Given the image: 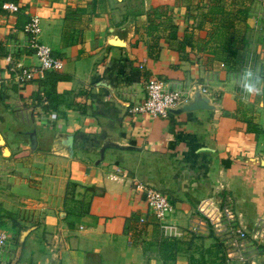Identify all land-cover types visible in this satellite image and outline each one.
I'll use <instances>...</instances> for the list:
<instances>
[{
  "label": "crops",
  "instance_id": "1",
  "mask_svg": "<svg viewBox=\"0 0 264 264\" xmlns=\"http://www.w3.org/2000/svg\"><path fill=\"white\" fill-rule=\"evenodd\" d=\"M3 1L17 8L0 6V229L10 238L0 264H264V240L239 246L218 213L223 195L247 231L264 213V109L231 83L246 64L264 66V0H222L244 12L233 18L245 38L234 69L195 44L208 34V0ZM32 13L62 64L19 83L9 67L36 62L22 30ZM183 35L194 43L185 57ZM150 76L210 107L132 111ZM134 181L162 191L171 210L153 215Z\"/></svg>",
  "mask_w": 264,
  "mask_h": 264
},
{
  "label": "built area",
  "instance_id": "2",
  "mask_svg": "<svg viewBox=\"0 0 264 264\" xmlns=\"http://www.w3.org/2000/svg\"><path fill=\"white\" fill-rule=\"evenodd\" d=\"M0 6L4 9L13 11L17 8L16 3L12 1H3ZM22 30L28 38V45L32 48L36 57V62L29 65L17 67H9L12 71L14 79L19 82L31 81L40 77L45 70L58 69L61 67V60L53 56L47 44L38 40L37 36L40 30L39 18L35 13L28 16L22 26ZM222 64V63H221ZM140 66V64H139ZM205 91L204 87L200 88ZM144 97L134 106L132 111L146 113L152 116H165L167 112L178 105L187 101V92L179 81H167L158 77L150 76L144 82ZM51 117L54 113H50ZM264 130V124L262 125ZM134 189L140 193L147 209L156 217H162L171 210V204L165 194L152 186L146 185L139 181L133 182ZM219 217L226 221L231 233L237 238L239 246L246 237L257 240H264V213L258 215L249 231L243 229L236 222V215L232 209L230 198L223 195L218 206ZM143 216H139L137 221H143ZM8 234L5 230L0 229V248H2L7 239ZM239 259H243L242 255H238ZM17 264H24L18 261Z\"/></svg>",
  "mask_w": 264,
  "mask_h": 264
},
{
  "label": "trees",
  "instance_id": "3",
  "mask_svg": "<svg viewBox=\"0 0 264 264\" xmlns=\"http://www.w3.org/2000/svg\"><path fill=\"white\" fill-rule=\"evenodd\" d=\"M209 8L202 13L204 18H208L210 26L208 29L207 37L201 43H195L201 49H207L210 52L218 53L225 64L231 68H236L237 65H240L241 50L245 45V38L240 27L233 24V18L243 15V10L237 9L232 11L230 9H224L222 0H208ZM1 4V2H0ZM154 13V12H153ZM155 25L151 22L148 25L147 32H151ZM167 38L172 39L176 38L175 25L170 24L169 30L167 32ZM189 45L193 46L194 43L190 39V35H183L177 41L176 49L179 52L181 57H185L184 46ZM159 45L157 43V38L153 37L151 43L148 44L149 53L152 51H157ZM247 127L252 130H256L253 125L248 124ZM67 190L72 188L77 190V188L85 189L86 186H81L73 182H67ZM128 227L125 229L127 230ZM160 245L165 249V247L170 246V242L163 237L160 241ZM216 246L219 248V244L216 243ZM173 258V257H165ZM219 260L221 264H225V258L223 255H220Z\"/></svg>",
  "mask_w": 264,
  "mask_h": 264
},
{
  "label": "clouds",
  "instance_id": "4",
  "mask_svg": "<svg viewBox=\"0 0 264 264\" xmlns=\"http://www.w3.org/2000/svg\"><path fill=\"white\" fill-rule=\"evenodd\" d=\"M231 83L239 90L242 103L256 100V107L264 109V66L246 64L233 75Z\"/></svg>",
  "mask_w": 264,
  "mask_h": 264
},
{
  "label": "water",
  "instance_id": "5",
  "mask_svg": "<svg viewBox=\"0 0 264 264\" xmlns=\"http://www.w3.org/2000/svg\"><path fill=\"white\" fill-rule=\"evenodd\" d=\"M204 107H210V104L207 103L206 98L195 96V97H193V99L191 101L184 102L180 106L175 107V108H171L170 110L177 112L180 110H190V109H194V108H204ZM30 136H31V144H33L34 143V134L33 133L30 134ZM66 139H67V143L70 144L71 136L67 135ZM104 145H117V144H115L113 142H108V143H105ZM101 150H102V147H101Z\"/></svg>",
  "mask_w": 264,
  "mask_h": 264
},
{
  "label": "rangeland",
  "instance_id": "6",
  "mask_svg": "<svg viewBox=\"0 0 264 264\" xmlns=\"http://www.w3.org/2000/svg\"><path fill=\"white\" fill-rule=\"evenodd\" d=\"M4 230L7 232L8 236H9V231H8V229H4ZM8 239H10V238H8ZM8 239H7V241H8Z\"/></svg>",
  "mask_w": 264,
  "mask_h": 264
}]
</instances>
